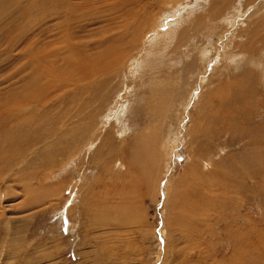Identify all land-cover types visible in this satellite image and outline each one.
I'll return each mask as SVG.
<instances>
[{
    "label": "rangeland",
    "instance_id": "374dc122",
    "mask_svg": "<svg viewBox=\"0 0 264 264\" xmlns=\"http://www.w3.org/2000/svg\"><path fill=\"white\" fill-rule=\"evenodd\" d=\"M52 1L0 0L1 12L10 16L9 21L6 16L0 21V96L10 88L6 79L11 73L9 59L23 46L21 40L12 45L17 33L10 32V21L19 25L21 13L29 5L35 3L37 10L48 9L50 17L47 16L48 29L44 33L49 40L61 27L58 24L64 19L63 12H70V21L78 25V30L79 25L83 26L84 30L78 32L80 38L92 40L104 36L123 38L132 34L127 32L131 24L132 32L145 20L148 28L153 17L147 7L132 22L136 10H141L148 0H59L61 5L57 7L50 6ZM209 1L184 0V10L169 18L164 13L162 25L150 31L146 40L140 38L131 52L138 55L139 61L125 68V76L119 75L111 82L109 99L121 89L118 94L123 93L126 112L120 114V122L111 115L106 124L101 123L103 114L108 110L112 113L109 107L113 104L109 105L108 100L98 112L96 126L109 131L115 149L103 147L93 158L94 151L87 154L84 149L88 147L84 148L76 157L81 160L66 165L60 160L57 172L45 170L44 175L40 174L43 178L22 179L17 160L9 168L0 164V264H231L230 250L235 247L242 255L237 258H244L238 262L264 264V187L258 185L257 176L244 175L245 169L239 170L243 172L239 175L242 180L237 182L228 173L232 164L247 157L244 145L249 136L256 138L250 124L263 121L264 112L256 108L261 113L248 125L226 112V118L234 124L224 130L220 121L226 115L219 109L218 98L207 97L224 79L249 67L260 69L259 64L247 60L249 54L245 58L228 55L246 42L249 48L259 49L254 53L251 50V54L264 58V29L254 40L257 47L247 38L255 37L248 34V29L253 27V19L264 16V0H237L240 16L233 18L232 25L221 16L216 28L200 21L207 16L203 10L210 8ZM157 12L159 9L154 13ZM227 12L231 15L237 11L231 7ZM168 19H178L176 32L154 39L157 32L167 30ZM200 26L197 33L190 30L186 45H175L178 29ZM46 34L41 38L45 42ZM206 48L211 49L208 57L213 59L208 64L203 56ZM203 72L204 78L200 79ZM162 87L174 91L172 101L169 98L160 104H165L167 111L165 108L159 113L152 109L150 100ZM198 118H205L204 125L209 129L203 128L202 136L193 139L189 130ZM146 130L159 134L150 131L156 138L153 145L157 161L148 180L140 182L127 153L135 138ZM198 144L201 154L194 155V162L202 170V177L212 183L215 177L220 181L206 190L213 197L207 205L210 210L202 202L191 204L193 192L187 191L194 177L186 172ZM31 171L35 170H27ZM25 186L28 192L23 190ZM176 193L181 196L179 201L173 198ZM26 200L30 202L27 208L21 205ZM238 231H242V239L235 238Z\"/></svg>",
    "mask_w": 264,
    "mask_h": 264
},
{
    "label": "bare ground",
    "instance_id": "6f19581e",
    "mask_svg": "<svg viewBox=\"0 0 264 264\" xmlns=\"http://www.w3.org/2000/svg\"><path fill=\"white\" fill-rule=\"evenodd\" d=\"M49 1L40 0V2L45 4ZM213 1L215 3H212V0L209 1L208 5H210V8L208 10H203L204 15L207 16H203V20H200L202 25L208 24L212 28H216L219 25L218 22L222 19L232 25L233 18H236L241 13L240 8L236 6L237 0ZM183 2L184 0L146 1L141 10H136L132 22L136 21L138 16L140 17L142 15V11L147 10L148 7L150 13L153 11L152 21L149 22L150 26L147 28V25L144 23L147 20H145L139 25L138 29L132 32L130 30L131 24L127 32L129 31L132 34L124 36V39L118 38L119 36L107 38L104 36L96 40L89 39V37L85 36L80 38L81 35H78V32L82 29L84 30L83 26L79 25V31L77 29L78 25H73L70 21V12H63L64 19L58 24L61 27L57 28L58 32L54 35L52 34L53 39L49 40L47 34L44 33L48 29V25L46 24L48 16L46 12L48 9L37 10L35 3L29 5L28 9H26L27 11L25 10L21 13L20 18L22 20L19 25L17 23H11L10 21V32L17 33L16 36L15 34H11L15 36L11 40L12 45H14L13 41L17 42L21 40L23 46L21 49H17L18 51L15 50V53L13 52L14 54L9 59L10 64L9 62L8 64L10 65L11 73L6 79L8 82L10 81V88L7 92L3 93V96H0V164L4 163L9 168L13 164V161L17 160L18 171L22 179L27 180V178L33 176V178H43L45 170L50 171L49 173L51 174L57 172L58 168L56 167V163H59L60 160L65 161L63 165L75 162L80 158L79 156L82 154L81 152L84 148L88 147L84 149L87 151V154L94 151L93 158L98 157L103 147H110L112 150L115 149V144L113 143L114 141L112 142L109 131L97 129L99 122L96 120L98 112L103 106L108 104V100H110L109 105L113 104L109 107L112 113L110 114L108 110L109 113L103 114L100 118L101 123L106 124V121L111 119V115L120 122V114L126 112V105L122 103L123 93H121V96L118 94L121 89L115 92L113 99H109L111 82L119 75L121 77L125 76V68L139 61L138 55L131 52L140 41V38L143 39L144 37V40H146L145 37L150 31L162 25L160 24V18L164 13H166V18H169L170 14H177L179 10H182L185 7ZM241 2L242 0H239V3ZM59 5H61L59 0H53L50 3V6L57 7ZM231 7L237 12L230 15V12H227V10ZM156 9H159V12L162 9L163 12L161 14L159 12L154 13ZM158 14L160 15L157 16ZM5 16L8 18L7 21H9L10 16H7L6 12H1L0 10V21L3 18L5 19ZM221 16L223 17L222 19ZM218 18H220L219 21ZM261 18H264V16L260 15L259 18L253 19V27L248 29V34L255 37L250 38L247 35V38L249 40L251 39L250 42H253L255 46L256 43L254 40L258 39L261 30L264 29V21ZM168 20L167 30L165 32H157L154 39L158 38V35L170 36L176 32L178 19ZM23 22L24 24H22ZM201 26L193 29L186 28L182 31L178 29V39L175 45L179 46L181 43L184 44V42L186 45L190 30L197 33ZM144 28L147 29L145 30ZM44 34H46V39L48 40L45 39L46 42L41 39ZM117 39L121 40L118 41ZM154 39L149 40L150 43ZM245 43L233 48L236 49L239 47L234 52L230 51L228 56L230 58H245L249 54L247 60L249 59V62L259 64L260 69L249 67L233 77L224 79L221 85L217 86L207 96L208 98H218L219 109L223 110L225 113H222L226 115L220 121L224 126V130H229L227 127L234 124V122L226 118L228 116L226 112L233 114L236 120L240 121L241 119L244 121L242 122L243 124H247L248 122L250 124L260 115V110L264 112V58L261 56L256 58L253 53L259 49L255 47L251 49ZM141 46L146 50L147 47ZM210 50V48H206L203 52L206 64L213 60L212 56L208 57ZM251 50L253 51L252 54ZM8 64L7 67H9ZM132 69L134 68L132 67ZM127 72L129 71L127 70ZM204 74L203 72L200 79L204 78ZM2 81H5V79ZM168 81L170 82V79ZM173 91L172 89H166L164 87L155 91L153 98L150 100L152 109L159 113L165 108L167 111L168 107L165 104L162 107L160 104L163 105L169 98L172 101L171 93ZM199 96L198 94L197 98ZM256 108H260V110ZM203 121H205V118H198V120L194 121V125L189 130L193 139L202 136L203 128L205 130L209 129L206 123L204 125ZM250 129L255 130L251 132L256 135V138L254 139L252 136H249L247 143L244 145L247 157H244L237 164H232L230 166L232 169L230 170L229 168L228 173L229 177H233L231 179L237 182L242 180V177L239 175L243 172H239V170L245 169L244 175L251 177L257 176L259 178L258 185H261L262 189L264 187V120L250 124ZM150 131L152 132V130H146L138 135L135 141L132 142V147L127 153L128 161L133 166L132 168L137 171L136 178L140 182L145 178L148 180L149 172L152 169L154 170V162L157 161V148L153 145L156 138L155 136L152 138ZM92 147L93 149L90 150ZM195 151V153L192 152L191 154L192 164L186 172L194 177L192 180L193 183H189L190 188L187 191L189 194L193 192L191 194L193 196L191 198V204L193 203L194 206H197L202 202V206L205 207L211 202L209 199H213V197L211 198L206 194L207 188L209 189L213 185H217L220 181L219 178L215 177V183H212L211 180H208V177V179L202 177V170L194 162V155L201 154L199 144ZM77 155L79 156L76 159ZM58 157L61 159L58 160ZM220 159L222 160V158ZM216 165L219 166L220 161ZM31 169L35 171L28 173L27 170ZM37 169H41V171H36ZM41 172L43 175H40ZM23 190L28 192L26 186ZM173 198L179 201L181 196L179 193H176ZM21 205L27 208L30 202L26 200V204L22 203ZM207 210L210 209L208 208ZM241 233L242 231L236 232L235 238L238 239L239 237L242 239L244 236L241 237ZM231 234L232 230L230 232ZM235 248L237 249V247ZM236 249L232 248L230 250L233 255L231 264H245L246 262H238V260L241 261L244 258H237V255L241 254V250Z\"/></svg>",
    "mask_w": 264,
    "mask_h": 264
}]
</instances>
